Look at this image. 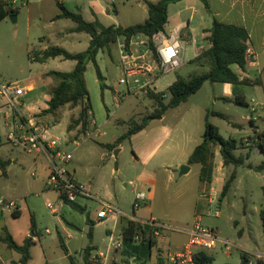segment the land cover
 <instances>
[{
    "label": "rangeland",
    "instance_id": "374dc122",
    "mask_svg": "<svg viewBox=\"0 0 264 264\" xmlns=\"http://www.w3.org/2000/svg\"><path fill=\"white\" fill-rule=\"evenodd\" d=\"M57 1L62 3L69 12L79 13L85 21L93 22L95 18H100L105 26L127 27L142 23L147 16L140 12L135 0H12V8L17 10L14 14L15 21L11 20V16H7L0 22V84L17 83L21 87L33 88V91L26 92L19 100L21 105H18V108L25 116L29 115V111H35L36 113L33 114H37L46 107L48 91L56 82L53 78L47 77L45 72H68L74 65V62L64 61L61 58L48 60L43 64L34 62L31 58L42 49L51 46L63 48L69 53H79L84 51L89 43L88 35L68 32L74 27L71 20L55 19L60 13ZM195 2L197 3L194 9L200 5V12L192 14L194 20L191 22L197 27L201 26L199 17L205 8L197 0ZM101 8L109 9V14L98 16ZM91 10L96 16H93ZM193 11V7L187 5L180 17L188 19ZM170 18L164 27L166 31L178 20V17L173 14ZM139 40L144 42V37L138 35L132 42ZM187 41L183 42V64L180 68L167 74L154 72L149 75L147 73L137 75L145 77L133 78L125 75L120 68L117 44L112 45L109 52L100 51L96 62L104 78L105 88H100L92 63L87 64L84 73L92 120L95 125L92 124L91 127L90 120L85 134L81 132L80 127H74L68 131L67 127L72 123L71 120L78 116V108L69 106L61 107L55 116L42 115L39 124L49 129L48 135L51 138L58 139L59 150L71 155L72 159L66 168L70 172L74 170V178L88 188L92 197L122 212V227H125L128 216L133 217V214H137L146 217L151 213L157 222L172 230L189 228L197 217L201 226L214 229L218 238L227 241V244L224 246L217 242L215 248L208 251L213 257L212 264H239L240 255L246 251L239 243V231L234 221L241 218L244 205H247L248 219L242 226L250 233L251 247L248 249L251 253L246 254L252 264H258L256 256L252 253L264 250V231H262L260 216V212L264 213V190L261 189L264 184L252 180L250 195L239 187L237 190L232 187L219 201L222 187L234 167L226 166V172L224 171L225 175H223L218 166L219 162H222L218 152L215 159L214 181L209 189L204 188L199 182L198 165H192L191 169L183 175H180V167L185 165L188 154L192 153L190 152L192 145H199L202 141L206 114L212 112L225 115L222 119L209 114L208 121L217 128L222 138L241 141L235 154L245 156L248 153L249 158L245 164L250 163L255 166L264 161V152L259 145L252 143L251 138L255 134V129L247 120L251 114L250 109L256 107L257 97L262 95L264 89L244 87L248 92L249 107L247 108L219 101L223 85L205 82L178 108L168 109L162 121L150 119L153 120L152 126L166 125L172 127L174 132L172 138L162 145L148 168L137 163V156L127 139L121 141L119 146L111 151L101 146V144H113L132 126L141 124L143 118L153 116L155 104L142 90L146 81H150L148 87L151 91L155 87L156 92H166L177 77L188 80L191 76L208 71L207 63L199 66L190 62L193 58L191 45ZM138 47L140 54L145 57V61L154 71L156 66L151 61L152 56L150 57L147 47L144 45ZM258 51L257 65L253 68L249 67L247 74L261 76L264 79V40L260 41ZM232 69L236 70V67L232 66ZM152 76H157L154 84H151L154 80ZM135 79L137 83H134ZM168 98V96L165 98V103ZM251 98H254L253 103ZM253 116L255 117V114ZM3 122L0 116L2 141V134L12 130V126L5 127ZM235 124H239V128ZM256 124L264 130V124L258 120ZM94 127L97 130H94ZM170 145L174 148L173 153L162 158L163 151ZM115 151H117L116 156L113 154ZM0 159L9 162L5 169L7 176L0 171V200L13 201L16 208L17 205L21 208V216L18 218L12 219L9 213L3 212L4 219L9 221V226L13 228L14 234H17V239L24 235L28 226L31 228L30 217L33 216L34 219L38 236L35 247L31 250L32 259L29 264H46V262L70 264L59 246L58 234L63 237L64 244L76 264H83V250L88 245L94 247L92 256H95L96 252L107 251L106 231L112 223L110 218L101 221L96 219V213L99 210L97 202L87 199L76 200L75 202L85 209L84 213L75 211L61 202L57 193L45 186L46 160L34 153L11 147L4 142L0 146ZM55 162L59 163L58 160ZM238 171L243 177L247 168L240 167ZM141 173L154 179V184L146 187V184L140 182L138 177ZM142 191L147 195L151 192L152 198L134 211L133 202L136 193ZM240 196H244L245 202ZM48 202L58 210L55 215L46 208ZM87 218L94 223L91 241L88 238ZM66 223L73 225L74 228L67 226ZM46 230L49 233H46ZM30 232L31 229H29V235ZM161 237H167L163 242L165 250L168 248L166 245L168 243L187 241L186 235L176 231H167L156 240H161ZM0 250L3 251V256L0 257L2 264H13L11 261L20 257L16 252L6 249L2 243H0ZM133 256L135 259H129V263L139 264L138 261L141 258L136 254Z\"/></svg>",
    "mask_w": 264,
    "mask_h": 264
},
{
    "label": "trees",
    "instance_id": "16d2710c",
    "mask_svg": "<svg viewBox=\"0 0 264 264\" xmlns=\"http://www.w3.org/2000/svg\"><path fill=\"white\" fill-rule=\"evenodd\" d=\"M181 0H158L156 3L147 2V18L142 23H136L131 26L122 27L119 25L104 26L97 20L87 22L79 13L69 12L62 3L57 1V7L60 13L55 19H69L74 23L69 33H84L89 36V43L87 48L79 53H69L63 48L51 46L47 47L38 54L32 57V61L37 63H44L48 59L61 58L64 61L74 62L71 71H48L47 77L53 78L56 82L54 86L48 91L49 100L47 101V108L43 110L40 115L55 116L57 111L64 106L71 108L79 107L78 116L71 120L72 123L68 125L67 130L71 131L74 127H80L85 134V130L92 120L91 107L88 100V91L85 85L84 73L88 63H92L95 69L96 78L99 82L100 88L104 89L103 76L96 62L97 54L100 51L109 52L110 47L114 45L119 38L123 39L124 50L128 51L130 42L133 37L142 35L146 38V45L151 52L153 61L158 64L159 59L155 52L152 36L156 33H163L164 26L167 23V6L171 3H176ZM204 5L205 9L209 11L206 0H199ZM17 12L12 8V0H0V22L7 16L14 15ZM206 39L209 47L202 51L198 56L193 58L190 62L203 66V63L208 64V71L201 75L191 76L188 80L177 77L176 80L168 87L166 92H153L150 89L146 91L147 97L155 104V112L153 116H146L143 118L141 124L134 125L125 134L118 137L113 144H101V146L109 151L118 147L121 141L129 139L133 134L143 130L148 121L153 117L163 116L168 109H173L195 94L205 82L209 83H227L231 86L232 98H224V101L231 102L235 105L247 106L245 96L243 93L244 87L256 86L259 84L258 80H250L248 78H240L233 70L232 66H236L239 70L244 71L246 62L244 52L249 45V36L243 27L226 24L212 19L211 27L206 31ZM168 101L165 103L166 97ZM214 115L222 119L224 115L220 113H207L204 122V132L202 141L197 145L187 160V165H198V179L200 184L209 189L214 170V153H218L222 160L223 167L232 165L234 170L229 178L225 181L221 198L228 192L231 183L236 177V169L240 167H247L254 171L264 170V161L257 166L245 164L249 158L248 153L245 156L236 155L235 152L241 145L233 138H222L217 128L208 121V115ZM82 133V134H83ZM264 137V133L254 134L251 138L253 144L259 145L262 152H264V143L260 139ZM7 160L0 159V171L3 175L6 174ZM63 203L68 205L75 211L84 213L85 209L79 206L76 202L63 200ZM12 216L17 218L19 211L12 212ZM262 231H264V214L261 213ZM31 222V237L24 239L21 245L15 243L11 235L6 229H3V236L1 241L6 245L7 249L18 253L21 256L20 264H27L30 260V249L35 245L34 237L38 234L35 231L33 216L30 217ZM89 224L88 238L91 241L93 235L94 223L87 218ZM67 226L74 228L73 225L66 223ZM151 232L149 226H144L137 221L127 220L125 227L121 230L123 238V245L131 248L140 247L146 244V248H153L154 241L147 238V234ZM59 246L70 264H76L73 257L69 254L67 247L64 244L63 237L58 234ZM136 246H133L136 244ZM94 250L92 245H88L83 250V264H91V253ZM162 251H158V258L156 264H165V260L161 255ZM194 264H212L213 257L206 251H198L194 254ZM15 264V263H13ZM110 264H122L120 262L112 261ZM239 264H250L248 255L243 252L240 255Z\"/></svg>",
    "mask_w": 264,
    "mask_h": 264
},
{
    "label": "crops",
    "instance_id": "0c3cea01",
    "mask_svg": "<svg viewBox=\"0 0 264 264\" xmlns=\"http://www.w3.org/2000/svg\"><path fill=\"white\" fill-rule=\"evenodd\" d=\"M135 1L137 3V8L144 15V14H147V4L146 3L147 2L156 3L158 0H135ZM195 1L196 0H181V1L176 2V3H171L167 6V24H168V20L171 19L170 18L171 14H173V16H175V17H178V20L176 22L172 23V25L169 27L168 31H166L164 28L163 34L169 35L170 33L174 32V31H179L180 37L183 40H188L187 42L191 45L192 58H195L202 51H204L205 49H207L209 47L208 41L206 39V36H207L206 31L211 27L212 19L214 18L217 21L222 22V23L243 27L248 33L249 45L255 51L256 56L259 55L258 49L260 46V41L264 40V0H206V2L208 4V8H209L208 10L209 11L204 9V12L200 13L199 20L201 22V26H197V27L193 26L192 22H191L192 20H194V19H192L193 18L192 14H197L198 12H200V5H197V9L195 8L196 10L194 9V7L196 6V3H197ZM197 1L200 4H202L201 1H199V0H197ZM187 5L188 6L191 5L193 7L194 11L189 15L188 19L181 18L180 14L182 13L183 9L186 8ZM90 12L93 13V16H96L94 11L92 12V10H91ZM99 12L100 13H98L99 14L98 16H103V15H108L110 11H109V9L101 8V10ZM114 12L116 13V11H114ZM146 18H147V16H146ZM94 20H97L99 23H101L100 18H95ZM135 37H133L131 42H130L128 52L123 49V39L122 38H121V40L118 39L117 42L115 43V44H117L118 52L120 55V68H122L124 72L127 69H132V68L136 69V70L138 69V71H141L142 74H137V75H144L145 73H147L148 75L150 73L152 74V68L145 61V57L142 54H140V52H139L140 48L138 47L139 45H144L147 47L146 38L143 36L144 42L139 40V41L133 43L132 41ZM89 39L90 38H88V40ZM147 49H148V47H147ZM41 51H43V49ZM148 51H149V49H148ZM133 52H135V54ZM149 53H150V57H151V52L149 51ZM55 59H57V58H55ZM48 60H52V59H48ZM47 61H45L44 63H46ZM151 61H152L153 65H155L156 68H158V65L153 61V59H151ZM256 61H257V57H256ZM39 64H43V63H39ZM249 67H251V66L246 65V68L244 71L239 70L237 67H236V70L235 69L234 70L232 69V70L240 78H248L250 80H258L259 81L258 85L250 86V87L256 88V89L257 88L258 89H264V79H262L261 76H258V77L249 76L247 74V70ZM45 73H47V72H45ZM45 73H43V74H45ZM137 75L136 76H130V77H133V78L134 77H145V76H137ZM240 75H242V76H240ZM152 78L154 80L151 84H154L155 78H157V76H152ZM84 79H85V76H84ZM149 82L150 81H146L144 83V85L142 86V90L144 91V93H146V91L148 89H150L148 87ZM134 83H137V79L134 80ZM85 85H86V81H85ZM222 85H223L222 91L220 93L221 97L218 100L224 101V98H228V99L232 98L231 86L227 83H224ZM27 87H30V86H27ZM86 87H87V85H86ZM144 87L147 88L146 91H145ZM30 88H31V90L29 92L33 91V88L32 87H30ZM153 88H154V90H152V91L156 92L155 87H153ZM262 91H264V90H262ZM243 93H244L245 100L247 103L246 107L248 108L249 107L248 98H247L248 92L245 88L243 89ZM48 100H49V96L47 97V101ZM250 100L252 103L254 102V98H251ZM47 101H46L45 109L47 108ZM228 103H231V102H228ZM255 105H256L255 108L252 107L250 109L251 114L247 118V120L255 129V133L260 134V133H264V130L260 129V127L256 124V122L258 120L262 124H264V92H262V95L260 94V96L257 97V101H256ZM179 106H177L176 108H178ZM75 108H78V111H77V115H78L80 108L79 107H75ZM45 109H43V110H45ZM173 109H175V108H173ZM42 111L37 112V114H33V113H36L35 111H29V115L37 116L39 121H40V119L42 117V115H40V113ZM0 113H1L0 116H2L3 121H4L3 125L5 127L11 128V126L15 122L14 113L12 112V110L9 109V105L7 103V100L5 98H1V97H0ZM220 114H222V113H220ZM254 114H255V117L253 116ZM28 116H25V117H28ZM163 116L161 117V119H157V118L156 119L152 118V119H154V121H162ZM152 121L153 120L148 121L146 127L143 130L133 134L129 139H127V141L132 146V148L135 152V155L137 156L136 157L137 163H139L141 166L146 167V168H148L150 166L151 162L153 161L154 157L159 152V150L161 149V147L165 143V141L172 138L173 132H174V129H172V127H167L166 125L161 124L158 126L157 125L152 126ZM92 124H94L93 120H91V127H92ZM235 126L239 128V124H235ZM94 130H97V129L94 127ZM6 135H7V132L5 131L1 136L3 138V141L0 138V146H2L3 143L5 142L6 144L10 145L11 147L21 148L19 146H15L11 142H9L6 138ZM260 141L262 143H264V137H262L260 139ZM197 145L196 144L192 145L193 147H191L192 149L190 152H192L193 149ZM21 149H23V148H21ZM173 150H174V148L171 145L166 147L165 150L163 151L164 154L161 157L164 158L166 155L173 153ZM217 152H218V150L216 149L215 153H214V170H213L212 182L214 181V173H215V166H216L215 159L217 156ZM190 154H188V156H190ZM35 155L40 156L41 158L46 160V168H47V176H48L49 175V161L42 154H35ZM71 159H72V157H71ZM1 160H3V159H1ZM57 160H58L57 158L54 159V161H57ZM185 165L189 167V170L191 169L192 165H187V162L185 163ZM218 166H219V170L221 169L220 171L223 172V175H225L224 171L226 172V167H223L222 162H219ZM255 166H257V165H255ZM238 169H236V177L233 180V182L231 183L229 190L232 187H235V189L237 190V188L239 187L243 190V192L246 193V191H247V193L250 195V193L252 194V190L250 187L252 180L259 181L261 184H264V170L257 172V171H254L253 169L247 168V172H245L243 177H241ZM146 172H148V171H146ZM69 173L71 174L73 179L79 183V181H77L74 178V170H72V172L69 171ZM5 175L7 176V172ZM146 175L147 174L142 175V173H141L139 175L138 179L140 182H143L144 184H146L145 186L147 187V186H150V184H154V179H151L150 177H148ZM261 189L264 190V186H261ZM145 195L147 197L146 201L151 200V198H152L151 192L149 193V195H147V194H145ZM240 197H241V200L245 202L244 196H240ZM221 199L222 198H220L219 201H221ZM80 200H85V199H80ZM210 201L211 200H209V202ZM144 203H145V201L142 202L141 205ZM247 209H248L247 205H244V208H243L242 213H241V218L238 220H235L234 224H235V226L238 227V231H239L238 240H239V243L243 245V247H242L243 250L246 251L245 253H251L248 249L251 247L250 246V241H251L250 233L248 230H245V228L242 226L243 224H245L247 222V219H248L247 218L248 217V210ZM16 211H19L18 217H20L21 216V208L19 207V205H17ZM3 212L4 211L0 212V214L2 216L0 218V243H2L5 246V248L7 249L6 245L1 241V237L3 236V229H6L7 232L11 235L12 239L15 241V243L18 245H21L25 238L30 237L29 236V229H30L29 226L27 227L24 235H21V237H19L17 239V237H16L17 234H14L13 228L9 226V221L7 219H4V213ZM6 212L12 216V212H9V211H6ZM261 213L262 212H260V215H261ZM262 214H264V213H262ZM13 218L14 217L12 216V219ZM109 218L111 219L112 224H111V227L106 231V233H107V241H106L107 251L104 253L105 257L104 258H98L97 254L100 251L96 252L95 256L91 255V262H92L91 264H110L112 261L120 262L122 264H130L129 259H131V260L135 259V257L133 256L135 254L141 258V260L138 261L139 264H156L159 250L162 251L161 255L162 254L164 255V253L167 250L175 251V250L179 249V247L183 244V243H173V244L168 243V244H166L168 246V248L166 247L167 250H165L163 242L166 240L167 237H161L162 241L158 240V239L153 240L154 241V247L151 249L146 248V244L143 246H140L138 248L134 247L132 249L131 248L132 245L126 246V245H123V243H122L121 247L114 248L110 244L109 240H110V238L113 241L117 240L118 237L121 235V230L123 229V227H122L123 217L121 216L120 218H115V219L112 217H109ZM150 218L155 219L154 217H152L151 213H149V215L146 217H141L137 214H133V217L128 216L127 220H134L137 222H143V221H146ZM46 233H49V232H46ZM33 241L36 244V237L33 238ZM136 245H137V243L134 244L133 246H136ZM33 247H35V245ZM32 248L30 249V260L32 259V253H31ZM2 254H3V251L0 250V257L3 256ZM16 254H18V253H16ZM252 254L254 256H256L258 264H264V250H262L260 252H255V253L253 252ZM163 255H162V257H163ZM20 259H21V256L19 258H15V260L11 261V263L20 264ZM136 260H138V259L136 258ZM249 260H250V258H249ZM29 261L27 262V264H29ZM0 264H2V263L0 262ZM46 264H48V263L46 262ZM250 264H252L251 260H250Z\"/></svg>",
    "mask_w": 264,
    "mask_h": 264
},
{
    "label": "built area",
    "instance_id": "2783aa9c",
    "mask_svg": "<svg viewBox=\"0 0 264 264\" xmlns=\"http://www.w3.org/2000/svg\"><path fill=\"white\" fill-rule=\"evenodd\" d=\"M152 41L159 59L157 65L160 66L159 68H155L152 73L159 72L161 74H167L182 66L184 40L180 37L179 31H174L169 35H165L161 32L156 33L152 36ZM244 57L246 65L256 67L257 56L250 45L246 47ZM137 74L142 73L138 71V69L136 70L133 68L125 71L127 77ZM120 82L122 83L123 80L121 79ZM30 90V87H21L17 83L0 84V97L7 100L9 109L14 113L15 119L12 130L7 132V140L13 145L19 146L28 152L42 154L47 158L49 161V175L45 180V186L47 189L55 191L61 202H63L64 199L72 202L78 199L94 200L99 205V210L96 213V219L98 221L109 217L115 219L122 216L120 210L98 198L92 197L84 184L78 183L73 179L66 168V164L71 160V155L59 150L58 139H53L48 135L49 129L39 124L37 116L30 115L25 117L19 110L18 105H21L19 100ZM15 101L16 103H14ZM55 158L58 159L59 163L54 161ZM146 200L147 197L143 191L136 193L133 202V210L138 209L141 203ZM46 208L54 215L58 211L49 202L46 204ZM16 210V204L13 201L0 200V212H14ZM139 223L151 228V232L147 234V238H150V240H155L157 237L166 234L167 231H176L187 236V241L184 242L179 249L175 251L167 250L164 253L163 258L165 264H194L193 257L196 252H208L215 248L217 242L222 243L224 246L227 244V241L218 238V234L214 229L201 226L198 217L187 229L172 230L151 218ZM46 232L48 231L46 230ZM109 241L114 248H118L122 246L123 238L122 235H120L117 240L113 241L110 238ZM97 257L104 258L105 255L103 252H99Z\"/></svg>",
    "mask_w": 264,
    "mask_h": 264
},
{
    "label": "water",
    "instance_id": "95a60500",
    "mask_svg": "<svg viewBox=\"0 0 264 264\" xmlns=\"http://www.w3.org/2000/svg\"><path fill=\"white\" fill-rule=\"evenodd\" d=\"M15 19H16V17L14 16V15H11V20L14 22L15 21ZM160 66L158 65V68H159ZM157 119H161V116H157ZM114 156H116V154H117V151H115L114 153ZM189 170V167L188 166H186V165H182L181 167H180V175H183V174H185V173H187V171ZM30 237L32 236V233L30 232V235H29Z\"/></svg>",
    "mask_w": 264,
    "mask_h": 264
}]
</instances>
